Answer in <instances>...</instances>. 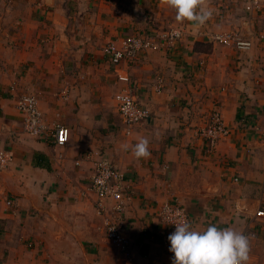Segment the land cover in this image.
I'll return each mask as SVG.
<instances>
[{
    "label": "crops",
    "instance_id": "1",
    "mask_svg": "<svg viewBox=\"0 0 264 264\" xmlns=\"http://www.w3.org/2000/svg\"><path fill=\"white\" fill-rule=\"evenodd\" d=\"M250 2L205 0L211 16L197 26L163 0H0V151L14 154L0 172V264H172L157 214L165 201L184 206L195 229L251 233L248 264H264V0L248 11ZM170 29L183 33L171 49L117 67L103 53L115 39ZM231 29L252 42L248 52L207 37ZM127 88L150 112L130 135L114 99ZM22 94L35 96L48 129L69 130L64 147L25 132ZM214 110L231 131L208 152L198 131ZM142 137L150 157L121 148ZM96 154L133 192L131 261L104 236L89 190Z\"/></svg>",
    "mask_w": 264,
    "mask_h": 264
},
{
    "label": "built area",
    "instance_id": "2",
    "mask_svg": "<svg viewBox=\"0 0 264 264\" xmlns=\"http://www.w3.org/2000/svg\"><path fill=\"white\" fill-rule=\"evenodd\" d=\"M259 5V0H251L246 9L248 11L259 9ZM182 35L180 29L160 32L149 30L146 33H136L110 41L104 46L103 53L117 67L134 61L146 51L171 49ZM210 40L243 53L248 52L252 47V42L249 39H245L234 32L213 34ZM117 79L122 82H129L130 80L124 72L118 73ZM114 99L127 135H130L135 125L148 120L149 110L138 103L130 89L121 90ZM16 108L23 114L24 130L29 136L51 141L58 147H64L69 142L70 133L66 127L55 125L51 130L48 129L35 96L31 94L19 95ZM230 131V127L224 122L220 113L214 110L210 113L205 125L199 129L198 135L204 141L207 151L213 152L219 140L229 136ZM261 135L264 140V131ZM13 159L14 154L11 150L0 151V172L7 169ZM89 190L96 197L95 206L97 213L103 218L106 240L117 247L123 261H131V244L124 228V213L126 200L130 199L133 192L125 175L108 159L96 154ZM107 200L111 201V205H106ZM7 205H10L9 201ZM157 214L162 224L161 240L164 245L170 243L168 236L175 232L173 223L180 219L189 221L186 209L176 201L163 202L159 206ZM256 215L263 217L264 210H258ZM244 234L248 236L249 240L252 237L251 233L245 232Z\"/></svg>",
    "mask_w": 264,
    "mask_h": 264
},
{
    "label": "clouds",
    "instance_id": "3",
    "mask_svg": "<svg viewBox=\"0 0 264 264\" xmlns=\"http://www.w3.org/2000/svg\"><path fill=\"white\" fill-rule=\"evenodd\" d=\"M175 11L179 22L185 20L203 25L211 16L205 0H163ZM125 151L131 148L135 158H148L149 140L140 138L135 145L122 144ZM175 232L168 236L169 251L174 254L172 264H247L250 253L248 236L233 227L219 228L209 225L203 230L193 228L187 219L173 223Z\"/></svg>",
    "mask_w": 264,
    "mask_h": 264
},
{
    "label": "rangeland",
    "instance_id": "4",
    "mask_svg": "<svg viewBox=\"0 0 264 264\" xmlns=\"http://www.w3.org/2000/svg\"><path fill=\"white\" fill-rule=\"evenodd\" d=\"M70 1H72V0H61V3H64V4H66V3H70ZM10 3H12L13 1H9ZM226 32H234V33H236V34H238V35H241L240 34V31H237V30H234V29H231V30H229V31H223V32H218V33H208V35H207V37L209 36V38H211V36L213 35V34H221V33H226ZM242 36V35H241ZM235 50V49H234ZM239 52V51H238Z\"/></svg>",
    "mask_w": 264,
    "mask_h": 264
}]
</instances>
